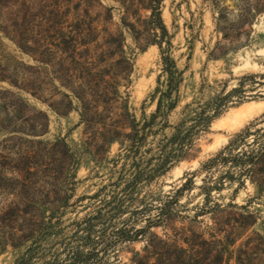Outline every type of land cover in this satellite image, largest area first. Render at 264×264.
Listing matches in <instances>:
<instances>
[{"label": "rangeland", "instance_id": "rangeland-1", "mask_svg": "<svg viewBox=\"0 0 264 264\" xmlns=\"http://www.w3.org/2000/svg\"><path fill=\"white\" fill-rule=\"evenodd\" d=\"M63 4V29L59 35L73 42L62 45L55 56L45 54L43 59L49 60V66H41L19 53L13 43L0 35V64L10 63L7 75L25 72L12 61L13 58L31 67L26 71L29 93L0 82V210H6L21 191L27 193L28 199H37L36 205L42 209L59 207L63 211L58 220L52 219L50 228L45 229L44 224L37 223L42 236L35 250H26L34 245L30 241L19 248L7 244L5 251L0 253V264H16L22 255L26 256V261L21 264L68 263L66 260L74 247L82 242L77 237L81 231L75 221L92 215L104 199H112V191L122 189L121 183L117 188L114 186L119 168H112V161L119 151L118 144L115 141L108 143L107 139L111 135L110 118L113 119L117 111H103L97 102L99 113L93 122H80L79 103L72 96L63 97L62 93L68 92L59 87L56 77L69 75L76 83L87 82L81 66L90 68L96 79L101 75L107 77L111 73L128 71V81L120 80L117 90L126 98L130 114L138 119L142 111L148 114L155 107V101L150 102L149 95L156 87L160 53L154 43L146 42L150 37L146 27L148 0H64ZM223 5L230 9L231 1L225 0ZM159 10L163 25L169 31L170 56L178 70H183L179 88L181 99L168 116L170 123L178 122L179 111L192 99L205 102L219 89L225 87L227 91L236 86L237 77L264 72V13L257 16L252 26L255 33L249 46L237 49L223 60H206L216 37L209 2L162 0ZM41 56L38 52L35 54V58ZM67 57L71 58L68 60L70 74L62 70ZM0 74H5L1 67ZM246 93L245 100L237 104L234 103L237 94L233 93L226 110L212 119L206 133L194 140L186 158L138 190L140 196L147 192L154 196L164 195L190 176L186 173L194 171L189 181L192 189L179 198L185 207L178 208L179 216L151 228L136 241L120 243L114 256L90 255L88 262L100 258V264H264V197H257L254 186L247 180L241 187L231 180L220 189L212 187L210 190L218 203L247 206L249 211L238 219L235 233L222 246L207 236L210 215L198 218V223L191 219L194 205L202 201L201 193L205 192L201 188L211 182L201 170L202 164L227 145L235 133L250 124L253 125L249 126V132H252L264 119V84L247 89ZM54 107L64 115L56 113ZM41 114L47 123L43 135L37 134L43 130ZM58 138L63 139L73 155L64 156L61 163L51 166L49 158L52 160L54 156L47 153L46 143ZM211 174L212 178L216 176V172ZM39 194H49V197L45 200ZM128 204L120 216L127 219V224L138 217L136 212L130 214V211L140 208L141 202ZM141 222L134 221L133 224L137 227ZM17 225L24 227L27 224L18 221ZM109 226L99 221L94 227L95 231L100 230L99 233L91 235L85 248L100 233V241L109 242ZM148 242L152 249L143 251ZM223 247L230 251L229 254Z\"/></svg>", "mask_w": 264, "mask_h": 264}, {"label": "trees", "instance_id": "trees-1", "mask_svg": "<svg viewBox=\"0 0 264 264\" xmlns=\"http://www.w3.org/2000/svg\"><path fill=\"white\" fill-rule=\"evenodd\" d=\"M161 1L148 0L149 15L146 21L150 36L146 42L154 43L160 53V69L156 77V87L149 95L150 102L155 101L153 112L145 114L142 111L140 117L136 119L128 111L126 98L121 97L117 90L120 80L128 81L126 78L129 76L128 71L120 74H106L107 77L101 75L96 79L95 73L91 74L90 68L85 66L83 69L81 66L82 74L86 76L87 82L76 83L69 75H65L64 78L62 75L56 77L59 87H63L68 92V94L62 93L63 97L72 96L79 103L80 122L85 124L93 122L94 117L99 113L97 102L102 105L103 111L106 110L108 113L112 110L117 111L116 116L113 119L110 118L112 120L109 123L111 135L107 139L108 143L115 141L118 144L119 151L112 161V168H119L118 180L114 186L117 188L120 183L122 185V189L112 191L114 192L112 199H104L101 204H98L92 215L75 221L78 224L77 228L81 231L77 237L82 242L74 247V251L66 260L69 262L65 264H100V258L94 262H88L89 256H96V254L114 256L117 252L116 246L120 243L136 241L151 228L162 226L167 220L179 216L178 208H185L180 204L179 198L186 190L192 189L189 181L194 171L186 173L190 176L164 195L154 196L147 192L140 196L138 190L143 184L162 176L170 167L186 158L195 143L194 140L206 133L212 119L226 110L233 93L237 94V99L234 101L237 104L245 100L247 89L264 84V72L241 75L236 78V86L227 91L225 87L219 89L210 96V100L201 102L194 98L187 102L179 111L181 118L178 122L170 123L168 116L173 109H176L181 99L179 88L183 81V70H178L169 53L171 43L169 31L163 25L160 16ZM207 1L212 9L213 31L216 32V37L206 55V60H223L237 49L249 46L252 35L255 33L252 26L257 16L264 13V0H230V9L223 5L225 0ZM63 2L64 0H0V35L13 43L19 53L37 61L41 66H49V60H44L43 56L45 54H47L45 56H55L62 45L73 42L59 35L63 29ZM37 52L42 56L35 58ZM70 59L67 57L63 63L62 70L67 74H70L71 65L70 62L68 63ZM12 61L25 72L7 75L10 63L4 62L0 64L2 72H5L4 75L0 74V82H6L18 91L29 93V76L26 71L31 67L14 58ZM122 61L126 63L123 57ZM98 85H100L99 88H97ZM201 93L202 85L199 87L200 96ZM248 97L252 98V96ZM259 97L262 96L259 95ZM67 104L70 105V100ZM54 110L64 115V112H59L55 107ZM41 115L43 130L37 134L43 135L46 132L47 123L44 114ZM260 124L252 132H249V126L253 125L250 124L242 131L235 133L227 145L202 164L201 170L213 183L199 187L205 192L201 193L202 201L194 205L191 219L198 223V218L210 215L211 223L206 226V233L209 240L216 242L217 245L222 246L223 242L235 233L238 219L249 211L247 206L218 203L210 192L211 188L220 189L226 181L231 180H235L236 185L241 187L247 180L254 186L256 196L264 197V119ZM166 129L171 131L167 133ZM46 145L47 153H50L51 157L54 156L52 160L49 158L51 166L53 163H61L64 156L73 155L62 138L55 139ZM213 172H216L214 178L211 174ZM39 196L47 200L49 194H39ZM37 202H39L37 199L32 197L28 199L27 193L20 191L5 208L6 210H0V253L5 251L7 244L19 248L29 241L34 245H30L26 250L28 252L30 249L35 250L36 243L42 236V232H39L36 227L37 223L44 224L45 229L50 228L52 219L58 220L63 213L59 207L50 210L42 209L36 205ZM123 202H126L125 205L122 204ZM133 202H141V206L130 211V214L136 212L138 217L127 224V219L120 216L125 212L128 203ZM18 221L27 225L24 227L17 225ZM99 221L110 225L109 242L100 241L98 237L102 234L100 233L94 236L95 240H92V244L85 248V243L91 239V235L97 231L99 233V229L94 230ZM134 221H142V224L136 227L133 224ZM12 239L15 241H11ZM147 249H152L149 242L142 248L143 251H149ZM222 249L229 254L228 249L224 247ZM24 261L26 256L22 255L16 264ZM132 263L135 262L132 261Z\"/></svg>", "mask_w": 264, "mask_h": 264}]
</instances>
